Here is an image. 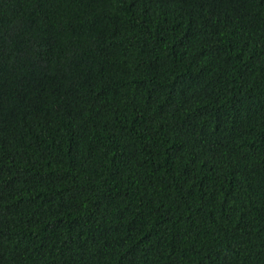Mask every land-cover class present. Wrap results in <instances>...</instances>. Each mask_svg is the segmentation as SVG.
Listing matches in <instances>:
<instances>
[{
	"label": "trees",
	"instance_id": "trees-1",
	"mask_svg": "<svg viewBox=\"0 0 264 264\" xmlns=\"http://www.w3.org/2000/svg\"><path fill=\"white\" fill-rule=\"evenodd\" d=\"M0 264H264V0H0Z\"/></svg>",
	"mask_w": 264,
	"mask_h": 264
}]
</instances>
